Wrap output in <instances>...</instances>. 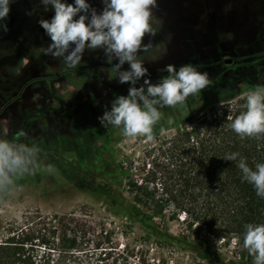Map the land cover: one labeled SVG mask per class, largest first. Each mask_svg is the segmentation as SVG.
<instances>
[{
  "label": "rangeland",
  "instance_id": "1",
  "mask_svg": "<svg viewBox=\"0 0 264 264\" xmlns=\"http://www.w3.org/2000/svg\"><path fill=\"white\" fill-rule=\"evenodd\" d=\"M88 3L90 10L94 8L98 14L104 7L103 0ZM53 15L54 10L50 6L46 10L41 0H12L7 18L0 21V25L7 26L6 31L0 28V79L8 73L14 78L31 59L42 68L33 66L28 74L33 81L26 90L24 105L4 108L8 112L22 110L23 114H0V139L23 142L37 150L30 171L16 177L8 190H0V239L3 228L20 225L32 215L84 213L98 232H108L112 245H107L103 235L104 247H117L112 258L105 261L107 264L126 263L121 258L112 263V259L117 254L127 257V248L134 252L127 257L133 264H253L252 256L242 246L232 242L226 245L203 229L193 233L181 217L175 221L155 218L157 226L167 228L181 244L159 242L155 233L129 211L132 196L126 183L136 175L130 164H140L142 151L154 140L126 137L120 128L101 126L97 118L110 110L116 96H127L131 85L119 82L114 65L111 70L96 68L100 62L98 53L90 58V51L83 53L74 69L63 68L61 58L46 54L51 41L39 21H50ZM243 56L224 76L203 65L197 71L207 74L209 84L196 96L190 95L184 104L161 108V119L153 128L162 137H169L182 123L190 125L211 108H219L225 97L246 96L264 87V51L256 49ZM154 62L148 68L143 65L147 73L136 87L143 85L144 79L157 84L169 75L167 66L173 64ZM44 110H56L57 114H40ZM50 130L60 137L66 131L69 137L66 142L48 144L43 138ZM208 250L210 254L206 255ZM138 257L144 261L138 263Z\"/></svg>",
  "mask_w": 264,
  "mask_h": 264
},
{
  "label": "trees",
  "instance_id": "2",
  "mask_svg": "<svg viewBox=\"0 0 264 264\" xmlns=\"http://www.w3.org/2000/svg\"><path fill=\"white\" fill-rule=\"evenodd\" d=\"M246 97H225L219 108H211L190 125L182 123L169 137H162L154 127V143L142 151L140 164H130L136 175L126 183L132 196L129 211L155 233L157 241L181 244L167 228L160 229L155 218L181 217L193 233L203 229L226 245L239 238L238 246L246 224L264 223V199L241 179L235 162L224 159L235 152L249 167L264 163V133L241 137L230 127L228 117L245 110ZM87 215L37 214L3 228L0 264H107L117 247H104L103 235L112 245L108 232H98ZM124 252L127 257L134 255L128 248ZM127 257L117 254L112 263L121 258L123 264H133ZM143 261L138 257V263Z\"/></svg>",
  "mask_w": 264,
  "mask_h": 264
},
{
  "label": "clouds",
  "instance_id": "3",
  "mask_svg": "<svg viewBox=\"0 0 264 264\" xmlns=\"http://www.w3.org/2000/svg\"><path fill=\"white\" fill-rule=\"evenodd\" d=\"M11 2L0 0V21L7 18ZM41 3L46 10L49 6L54 10L50 21H39L51 40L46 54L61 58L63 68L74 69L86 48L102 49L109 61H118L113 69L118 73L119 82L130 83L127 96H116L110 110L97 118L105 128H120L126 137L152 140L153 125L161 119V108L182 105L190 95L196 96L209 84L207 74L192 65L178 70L169 65L166 69L169 75L159 83L144 79L143 85L135 86L147 73L137 52L150 48V45H142L146 33L156 34L152 8L157 0H103L104 8L99 14L94 8L90 10L88 0L73 3L41 0ZM0 28L7 30L6 24ZM126 62L129 68L121 70ZM243 107L245 110L235 118L228 117L231 129L241 137L264 133V87L250 92ZM36 152L29 144L0 139V190H8L16 177L30 171ZM238 155L233 152L224 159L234 161L241 179L252 185L257 197L264 199V163L249 167L243 157L237 159ZM242 247L252 256L253 264H264V223L245 225Z\"/></svg>",
  "mask_w": 264,
  "mask_h": 264
},
{
  "label": "flooded vegetation",
  "instance_id": "4",
  "mask_svg": "<svg viewBox=\"0 0 264 264\" xmlns=\"http://www.w3.org/2000/svg\"><path fill=\"white\" fill-rule=\"evenodd\" d=\"M152 17L156 34L146 33L142 39V45L150 48L137 52L146 68L153 60L173 64L178 69L192 65L200 70L203 65H209L224 76L226 70L232 72L246 52L264 51V0H157ZM89 51V58L95 53L100 55L96 68L103 71L111 70L118 62L109 61L102 49L86 48L84 53ZM34 64L31 59L20 67L14 78L8 73L0 79V114H23L22 110L8 112L4 108L24 105L26 90L33 81L28 79V74L33 66L42 70L40 64ZM128 68L126 62L121 70ZM222 92L225 94V90ZM47 113L57 114V111L44 110L40 114Z\"/></svg>",
  "mask_w": 264,
  "mask_h": 264
},
{
  "label": "crops",
  "instance_id": "5",
  "mask_svg": "<svg viewBox=\"0 0 264 264\" xmlns=\"http://www.w3.org/2000/svg\"><path fill=\"white\" fill-rule=\"evenodd\" d=\"M67 137H69V134L66 131L63 132L62 136L60 137L58 134L53 135L51 130H50L49 133L44 136L43 140H44V142H46L48 144H52V142H54V141L66 142Z\"/></svg>",
  "mask_w": 264,
  "mask_h": 264
}]
</instances>
